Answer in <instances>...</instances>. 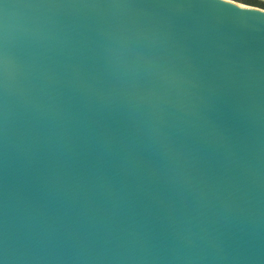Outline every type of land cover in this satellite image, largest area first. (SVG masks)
Instances as JSON below:
<instances>
[{
	"label": "water",
	"instance_id": "1",
	"mask_svg": "<svg viewBox=\"0 0 264 264\" xmlns=\"http://www.w3.org/2000/svg\"><path fill=\"white\" fill-rule=\"evenodd\" d=\"M0 264H264V10L0 0Z\"/></svg>",
	"mask_w": 264,
	"mask_h": 264
},
{
	"label": "trees",
	"instance_id": "2",
	"mask_svg": "<svg viewBox=\"0 0 264 264\" xmlns=\"http://www.w3.org/2000/svg\"><path fill=\"white\" fill-rule=\"evenodd\" d=\"M235 2L264 10V3H261L257 0H235Z\"/></svg>",
	"mask_w": 264,
	"mask_h": 264
},
{
	"label": "rangeland",
	"instance_id": "3",
	"mask_svg": "<svg viewBox=\"0 0 264 264\" xmlns=\"http://www.w3.org/2000/svg\"><path fill=\"white\" fill-rule=\"evenodd\" d=\"M257 1H259V2H261V3H264V0H257ZM239 4H241V3H239ZM242 5H244V4H242ZM247 6V5H246ZM251 7V6H250ZM254 8H257V7H254Z\"/></svg>",
	"mask_w": 264,
	"mask_h": 264
},
{
	"label": "snow or ice",
	"instance_id": "4",
	"mask_svg": "<svg viewBox=\"0 0 264 264\" xmlns=\"http://www.w3.org/2000/svg\"><path fill=\"white\" fill-rule=\"evenodd\" d=\"M232 2H235V0H232ZM225 6H227V5H225Z\"/></svg>",
	"mask_w": 264,
	"mask_h": 264
}]
</instances>
